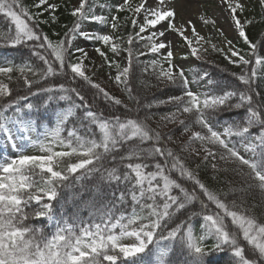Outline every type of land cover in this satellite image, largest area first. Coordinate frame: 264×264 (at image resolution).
<instances>
[{
  "label": "snow or ice",
  "instance_id": "1",
  "mask_svg": "<svg viewBox=\"0 0 264 264\" xmlns=\"http://www.w3.org/2000/svg\"><path fill=\"white\" fill-rule=\"evenodd\" d=\"M168 3L156 0L150 6L149 0H140L133 7L130 0H116L110 7L98 0H78L70 12L72 26H65L63 36L53 41L41 25L58 21L61 4L35 0L31 8L36 11H31L22 0H0V14L10 22L6 30L0 29V76L12 81L17 72L28 89L27 96L0 104L5 113L14 109L11 118L0 116V137L20 150L0 163V264H264V222L253 211L257 205L248 202L254 191L264 200V91L260 90L264 84L259 82L264 81V38L253 41L246 32V26L264 23V14L259 21L241 20L238 10L246 11L241 0H219L227 5L225 11L249 49L242 54L228 40L229 56L212 45L230 64L241 68L239 74H232L239 83L231 88L215 81L210 71L194 72L190 80L183 67L173 64V42L165 39L169 33L178 35L189 49L182 60L189 56L201 59L197 45L205 37L192 20L177 26L176 9ZM258 3L264 8V0ZM96 8L108 14H97ZM124 12L131 13L124 18L125 24L131 19L139 31L128 34V47L122 49V38L115 33L123 25L115 13ZM46 13L49 18L43 19ZM198 19L215 24L203 14ZM104 27L112 31L103 32ZM189 28L191 37L186 34ZM78 40L99 45L93 51L115 68V76L109 73V79L123 86L134 109L87 74L84 61L90 59L89 53L75 46ZM134 41H143L145 51L134 53ZM71 46L81 55L74 57ZM121 51L127 53L123 67L108 56V52L115 56ZM148 54L161 55L167 68L152 60L143 70L156 72L157 86L166 85L161 92L179 86L180 94L141 102L132 83L133 59ZM33 58L44 67H35ZM53 76L65 79L48 84ZM77 80L95 90L91 98L72 86ZM191 84L203 90L193 91ZM11 96L9 83L0 80V98ZM29 97L37 103L21 107L20 102ZM65 101L71 106L62 108ZM94 104L104 108H94ZM166 105H173L174 110L162 115V122H177L180 114L194 113L192 123L200 129L191 132L180 150L199 156L191 147L199 141L203 161H215L219 155L225 163L236 165L233 171L245 177L240 187L228 191L210 188L149 125L151 117L138 115L141 110L151 112L153 107ZM118 106L126 114L110 111ZM76 109L82 116L68 128ZM132 112L137 115H130ZM241 112L239 120L233 119ZM45 122L52 126L42 138L33 140L31 133ZM178 122L184 132L191 130L185 120ZM235 138L249 141L244 151L250 156L241 154ZM29 147L36 151L26 154ZM212 169L217 170L215 163ZM184 181L192 182L191 189ZM195 202H199V212L190 211ZM85 210L87 217L81 215ZM194 218L200 222L199 232ZM30 219L51 222L46 225L51 233L28 224ZM169 221L175 226H169ZM209 239L213 242L208 243Z\"/></svg>",
  "mask_w": 264,
  "mask_h": 264
},
{
  "label": "trees",
  "instance_id": "2",
  "mask_svg": "<svg viewBox=\"0 0 264 264\" xmlns=\"http://www.w3.org/2000/svg\"><path fill=\"white\" fill-rule=\"evenodd\" d=\"M72 0H58V4H61L62 7L58 9L56 12V15L58 17V21L56 23L49 22L47 24H42L41 29L43 32L47 33L49 37L55 41L58 40L60 37L63 36L65 31L67 30V27L72 26L73 17L70 15V12L72 10L71 6ZM106 0H98L99 3H104ZM109 1V0H107ZM35 2V0H22V3L26 6H28L31 11H36L35 9L31 8V5ZM112 1L110 0L109 4L111 5ZM264 14V8H261L258 2L253 3V7L251 9L247 8V13L245 14V18L249 19H255L256 21L260 20L261 15ZM117 15L120 17V24L123 25L120 27L116 34L117 36H120L122 38V44L121 47L126 48L128 47L127 43V37L129 33H135L138 32V28H134L131 24V19L127 21L125 24L124 18L126 16L130 17L131 13L124 12V13H117ZM49 14L46 13L43 19H48ZM9 21L7 18H5L2 14H0V29L6 30L9 26ZM210 29L209 37H211V41H213V45H215L217 48H221L219 44L220 38L217 34L216 27L209 23L208 25ZM246 32L248 33L251 40L256 41L264 38V23L257 22L254 23L251 26H246ZM54 33H59V36L54 35ZM143 41L141 42H135L132 45L133 52L138 53L141 51H145L143 48ZM72 47V46H71ZM235 47L241 49L242 54L249 51L248 46L244 43L242 38H240L236 43ZM222 49V48H221ZM2 50V49H0ZM224 53H227L223 49ZM72 53L73 56L76 57L74 53V49L72 47ZM261 54H264L262 52ZM8 55H15V53L9 52ZM152 60H157L160 64L163 65V67H167V63L162 60L161 55L157 54H148L145 56H140L139 59H133V65H134V71L132 76V83L135 91L139 94L141 98V102L146 104L151 102L153 99H163L169 95H178L180 94V87L179 86H170L167 87V90L164 92H161L160 88H165L166 85L163 83H160L158 86V82L156 79V72L153 71V69L149 68L147 72L143 70L144 65H146L148 62ZM11 63V61H9ZM33 65L37 68H43V62L39 61L38 59L33 58L32 61ZM3 66V65H0ZM186 74L188 75L189 79H192V75L194 72H201V71H210L212 73V77L215 81H217L220 85L224 87H231L235 88L238 86V80L236 76L232 75L233 73L239 74L241 72V68L237 67L235 65H232L228 62L227 59H225L224 54L217 51H212V54L208 55H202L201 59L198 60V62L191 67L184 68ZM158 71V69L156 70ZM264 71V69H262ZM13 80L8 81L6 77L0 76V78L6 82L9 83V87L12 90V96L9 98H0V104L7 103L9 99H16L17 96H27L28 95V89L24 85L23 79L20 77V74L17 72H14L13 74ZM31 78V77H30ZM64 77H51L48 80V84H56L59 82L64 81ZM260 83L264 84V81H259ZM148 86H145V85ZM47 86V85H45ZM73 87H79L82 89L84 93L87 94V98H91L92 92H94V89L90 90V86L82 81L77 80L75 84L72 85ZM118 98H120L125 104H127L130 108H135V104L129 100L127 94L123 91V86L120 85ZM191 89L193 91H201L203 89L198 88L196 84L190 85ZM261 91H264V89H260ZM33 91L35 89L33 88ZM73 100H76L75 97H73ZM37 103L36 98L29 97L27 101H21V107L25 103ZM79 103V101H76ZM70 102L65 101L62 102L61 107L62 108H68L70 107ZM93 107H99L101 109L104 108V105H96L94 104ZM174 110L173 105H166L163 107H153L151 109V112H148L146 110H141L138 115L139 117L143 118L145 116H150L151 118L147 121L149 125L153 128L158 130L162 136L165 138V142L167 143L168 147H171L178 155L183 157L185 159V162L187 165L196 170L198 172L199 177L213 190H222V191H228L230 187H240L245 179V177H242L240 175H237L236 172L233 171L235 169L236 165L228 162L225 163L224 161L219 159V155H217V158L215 161H213L211 158L208 159V161H203L204 153L199 152V156L195 155V153H189V151H181V145H186L188 142V138L191 135L192 131H198L200 130L197 125L192 123L195 119V114H180L182 117V120H185L188 124H191V130L189 132H184V126L179 124V118H177V122H162L160 117L164 115L165 113L171 112ZM13 111L9 110L8 112H3L0 110V116H7L8 118H11L13 116ZM110 111H118L121 114H126L123 107H117V109H110ZM108 113L106 112V115ZM243 113H239L236 116L233 117V119L239 120L240 116ZM130 115H137V113L132 112ZM82 116V112L79 109L75 110V114L73 117L70 118V121L67 125L68 128H71L74 123H78L79 118ZM52 125H48L47 122H45L44 125H41L36 129V133L39 135V137H43L45 132L49 127ZM218 130L221 129L220 126H217ZM95 131V129H93ZM255 131V130H254ZM62 135H67V132L62 133ZM168 136H171V140H168ZM37 139V138H36ZM35 140V139H34ZM234 142L239 144V138H235ZM198 146H200L199 141H194L191 143V147L194 149H197ZM221 150H218V152ZM110 159V158H109ZM216 164L217 170L212 169V164ZM197 165H199V168L197 169ZM106 166H112L110 164H106ZM245 172H247V168L244 169ZM175 178V175H174ZM231 182V183H228ZM185 187H188L191 189L192 182L191 181H184ZM235 197L230 196L229 199H233ZM249 204H256L257 207L253 209L254 213L260 217L261 221L264 222V200L261 198V194L259 191H254L248 198ZM211 208H214V205H210ZM130 210V208H129ZM200 206L199 202H195L194 205L190 208V211L199 212ZM31 211V209H29ZM68 211H71V208L68 209ZM82 216L87 217L88 212L85 210L81 213ZM183 219V217H181ZM178 222V221H177ZM28 224L34 225L36 227H42L44 228L45 234H50L52 229L50 227H47L46 225H49L51 222L47 221L46 219H30L27 221ZM194 226L199 232L200 222L194 218L193 220ZM169 226L174 227L175 225L169 221ZM213 241L211 239L208 240V243H212Z\"/></svg>",
  "mask_w": 264,
  "mask_h": 264
},
{
  "label": "rangeland",
  "instance_id": "3",
  "mask_svg": "<svg viewBox=\"0 0 264 264\" xmlns=\"http://www.w3.org/2000/svg\"><path fill=\"white\" fill-rule=\"evenodd\" d=\"M111 5L109 4V1H104L109 4L111 7L116 0H111ZM53 3H57L58 0H51ZM78 0H72L71 6L76 4ZM119 2H122V0H119ZM140 2V0H130V3L133 5H137ZM156 0H149V5L155 4ZM242 3L246 5V11L244 13H239L241 20L245 19V14L247 13V8L251 9L253 7L254 2H258V0H241ZM169 8H175L176 9V18L174 20V23L177 24V26H180L181 24H187L188 20H192L193 24L196 27V30L200 33L201 36L205 37V40L200 41L198 47L201 48V56L202 55H208L212 54L213 48V41L210 43L208 42L210 29L208 27L209 24L203 23L200 19H198L200 14H203L206 19H211L215 21L214 26L217 29L218 37L220 38L219 44L222 49H224L227 54L230 56L231 53L228 51L229 45L227 44L228 40L233 41V46L235 47V43L240 39L237 35V30L234 29L231 17L228 15V13L225 11L227 5H221L219 3V0H191V3H186V0H169V3L167 5ZM97 14H100L103 12L105 15H107V11L101 8L95 9ZM117 15V13H115ZM142 19V17L140 18ZM166 26V25H165ZM99 27V26H97ZM103 32H111L112 30L110 28L104 27L101 29ZM222 30V31H221ZM116 34V33H115ZM191 37V31L190 28L188 32L186 33ZM147 35V33L142 34ZM166 40H172L173 42V64L179 65L180 67L187 68L191 67L192 65L196 64L198 62L197 59L189 56L187 60H182L181 55L187 54L189 52L188 47L183 42V40L176 35L175 33H169L167 37H165ZM75 46H78L89 53L90 59H85L84 63L88 68L87 74L93 78V80L97 83H100L102 87H105L107 90L110 91L111 94L118 96L119 88L121 86L115 85L112 79H109V73H111L112 77L115 76L116 70L115 68H110L108 64L104 61L102 57L99 56L98 53L93 51V49L97 46H99L96 42L93 41H85V40H78L75 44ZM75 46H72L74 49V53L76 57L80 56L81 54L79 52L75 51ZM203 49H207L206 52L203 51ZM103 50L108 51L107 48H104ZM166 51V50H163ZM109 59H115L118 60L121 64V66H126L127 64V53L121 51L119 55H113L111 52H108ZM167 68V67H165ZM0 80H2L0 78ZM178 118L181 120L182 117L179 115ZM15 130V129H14ZM223 129L221 128L220 131ZM41 134H37L36 130L31 133L32 139H36ZM249 143L248 140H241L239 138V145L238 150L241 152L242 155L250 156L251 153H245L244 151V145ZM197 150L199 152H203L201 149V146H198ZM36 150L34 148H27L25 149L26 154H33ZM20 154V150L18 148H14L10 145H8L3 137H0V163L7 162L13 153Z\"/></svg>",
  "mask_w": 264,
  "mask_h": 264
}]
</instances>
